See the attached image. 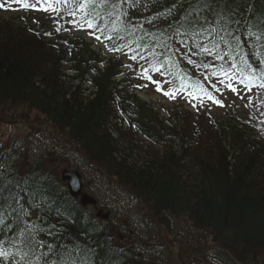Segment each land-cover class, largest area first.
Here are the masks:
<instances>
[{
  "label": "trees",
  "instance_id": "obj_1",
  "mask_svg": "<svg viewBox=\"0 0 264 264\" xmlns=\"http://www.w3.org/2000/svg\"><path fill=\"white\" fill-rule=\"evenodd\" d=\"M191 2L195 4L196 0ZM111 3H119V7L90 5L81 11L84 19L92 23L88 27L92 33L100 38L104 34L109 36L108 51L118 49L109 52H118L125 45L133 47L131 54L157 58L174 78L184 79L186 83L195 70L208 69L203 64L211 65L213 61L211 55L199 51V46L211 48L212 43H219V48L212 53L216 57L219 52L225 58L218 59L212 69L220 68L225 74L228 65L235 63L234 69L240 75L260 84L262 120L246 122L230 112L220 120L213 119L212 144L218 151L207 150L203 157L196 153L187 164L186 158L200 146L195 142V148L186 151L183 143L187 140L178 143L179 134L188 140L193 134L186 130L180 108L175 109L174 126L168 130L153 108L128 94L127 84L119 90L114 81L119 75V65L101 61L79 39L70 42L75 52L70 55L67 70L77 81H82L91 69L97 72L90 77L96 91L90 93L94 96L92 99L90 95L84 96L78 86L69 92L73 77L58 71V60L53 59L49 68L48 64L43 65L48 59L42 58L41 53L45 54L47 45L51 44L36 34L20 35L21 39L20 36L13 38L16 34H8L10 41L18 46L13 48L15 52H0V101L35 108L64 134L67 143L61 147L81 158L82 167L94 165L91 170L99 180L116 179L141 204L149 205L154 215L183 216L193 230L208 233L223 250L242 262L254 263L264 253V64L260 63L264 59V37L256 39L264 30L261 23L264 0H213V8L224 19L204 9L207 31L199 25L191 28L183 19L191 11L189 0H111ZM248 4L252 12L245 16ZM224 27L240 37L242 51H233L219 41L221 35L231 39ZM212 28L217 31L212 32ZM249 32L254 35L249 36ZM25 39L32 41L27 45ZM170 46L180 60L172 58ZM189 58L194 63L189 64ZM183 62L188 65L183 67ZM97 64H105L103 73L98 72ZM111 106L153 146L164 145L165 156L161 161L147 159L145 155L136 157V150L124 144L121 148L115 145L107 127L109 117L113 119ZM179 125L180 132L176 129ZM74 147L78 149L72 150ZM175 147L178 149L174 151ZM11 153L4 152L0 145V186L13 195L18 194V210L22 207L29 213L24 219L35 220L37 226L46 229L55 226V237L41 234L39 239L65 246L58 249L62 254L65 248L71 250L75 264H139V258L134 255L137 251L115 245L108 222H98L72 200L54 172L42 169L41 164L29 172H20L16 165L8 166ZM4 195L8 196L9 192L5 191ZM127 198L126 194L122 196L123 200ZM33 212L35 216L31 215ZM4 247L9 252L6 264H12L16 250L7 243Z\"/></svg>",
  "mask_w": 264,
  "mask_h": 264
},
{
  "label": "rangeland",
  "instance_id": "obj_2",
  "mask_svg": "<svg viewBox=\"0 0 264 264\" xmlns=\"http://www.w3.org/2000/svg\"><path fill=\"white\" fill-rule=\"evenodd\" d=\"M21 2L35 5V7L21 8ZM0 4H4V7L0 8V52L3 53L5 51L12 52L13 48L18 46L14 41H10L8 34H16L13 38L22 35V33L31 37L30 30H34L35 23H38L39 32L47 36L44 39L46 44L47 42L52 45L57 43L59 46H61L59 43L61 37L68 38V35L71 34L77 37L78 28H82L80 25L83 22L80 16L76 17L68 12L65 17H60L64 7L56 0H0ZM66 32H68L67 35ZM30 41L32 40L25 39L24 43L28 45ZM90 43H94V41L90 40ZM95 44L101 45L102 43L96 39ZM52 45H47L45 54L41 53L42 58L47 56L48 59L47 61L45 58L46 61L43 62V65L48 64L49 68L53 65V61L58 60V66L61 67L64 65L62 61L66 59V52L54 47L55 45L52 47ZM210 55L213 61L208 69L212 70V66H217L218 59L214 57L213 53ZM122 59L125 64H129L124 56ZM129 59L132 60V57L130 56ZM133 69L137 71L135 76L132 74L137 79V85L141 84V89L135 93L143 91L148 97L147 105L154 109V113L161 120L168 119L169 122H172L169 119L170 112L177 107L182 108L185 115L184 126L186 128L187 125V131H193L189 137L191 149L195 148V142L200 146L192 155L197 153L198 155L202 154L203 157L207 150L216 149L218 151L217 147L212 144L214 132L210 119L220 120L227 111L235 113L246 122H257L261 119L260 88L254 85L242 86L235 83L231 79L232 75L225 76L224 74L222 76L220 72L212 78L213 82H208L205 79V73L194 72V75L196 74L202 83L205 81L209 85V92L203 96H196L187 91L169 90L164 82V77L153 65L145 68L144 64L140 62L133 65ZM58 71H61L60 68ZM157 88L160 91H157ZM166 92L170 95H164ZM209 96L212 99H209ZM111 116L117 118V114L114 112ZM109 122L110 128H120L119 132L125 146L128 149L136 150L138 157L143 158L145 155L147 159L157 161L164 158V145H161L159 149L151 143H145L143 139L135 137L131 128L124 127L122 129L119 127L121 123H117L118 121L116 122L110 117ZM56 129L47 118L30 106L12 105L3 100L0 101V143H3L5 147H9L15 140H22L25 143V149L19 150V162L22 169L29 165V160L33 157L36 160L40 154L44 153L46 161L43 164L46 170L54 172L58 177L62 170H79V163L71 152L63 149L57 157L50 153L55 143L64 141L61 131ZM115 145L121 148L117 144ZM225 148L228 149L226 145ZM43 149L45 152H42ZM212 157L217 158V156ZM83 158V162L86 163V156ZM187 160V164H190V158ZM81 170L86 176L85 187L88 184V189L98 199L103 214H108L107 220L109 221L106 225L115 245L125 246L130 252L135 249L137 252L134 255L138 257L137 253H141L139 259L144 264H219L207 253L211 249L219 252L220 247L212 241L208 233L190 229L185 217H174L168 213L156 216L150 211L149 205L141 204L131 194L128 200H123L122 196L126 194V191L119 188L116 179L101 182L92 171ZM95 212V208L90 211L92 217ZM155 245L158 248L153 247ZM222 254L226 255L224 252ZM227 261L229 264L239 262L235 256L231 255H228ZM254 264H264V253L256 259Z\"/></svg>",
  "mask_w": 264,
  "mask_h": 264
},
{
  "label": "snow or ice",
  "instance_id": "obj_3",
  "mask_svg": "<svg viewBox=\"0 0 264 264\" xmlns=\"http://www.w3.org/2000/svg\"><path fill=\"white\" fill-rule=\"evenodd\" d=\"M109 4L113 9L119 7V3H111V0H81L79 7L84 9L90 5L100 7L109 6ZM3 7L4 4H0V8ZM20 7L27 9L29 7H35V5L21 2ZM175 7L176 6L173 5V8ZM189 7L191 8V11L187 12L183 19L188 22L189 27L191 28L199 25L201 29L207 31V28H205L204 25L208 23V20L206 16L202 15L204 9H209L214 15H219L220 19H224L223 15L217 13L213 8V0H196L195 4L189 0ZM171 11L172 9H169V12ZM193 13H196V15H193ZM261 23H264V21ZM88 27H92V23L90 21L88 22ZM223 30L231 39H225V36L221 35L219 36V41L233 51H242L240 37L234 36L233 33L229 32L226 27H224ZM211 31L216 32L217 29L212 28ZM248 35L253 36L254 33L249 32ZM262 37H264V30H261V34L256 37L257 41H259ZM95 38L97 40L100 39L99 36ZM218 48L219 43H212L211 48L202 44L199 46V51L210 55L214 49ZM113 50L118 49H109V51ZM224 58V56L217 52L216 59ZM229 58L235 59L234 56H230ZM132 59H135V57H132ZM240 59L242 62L247 63L243 56H240ZM188 63L192 64L194 61L189 58ZM260 63L264 64V59H262ZM203 67L208 68L209 64H203ZM231 67L235 68L237 65L233 63ZM249 67H251V65H249ZM212 75H216V73L213 72ZM157 91H160V89L157 88ZM164 95H170V93L166 92ZM209 99H212V97L209 96ZM215 102L220 103L219 101ZM5 191L9 192L8 196L4 195ZM19 204L20 201L18 199V194L13 195L10 190L0 186V237H3L0 238V264H6L7 258L9 257V252L4 247L6 243L16 250L13 254L12 264H75V259L72 257L71 250L65 248V252L62 254L58 251V249L64 248L65 246L54 245L44 239L38 238L41 234L55 237V226L50 225L49 228L46 229L44 227L37 226L35 220L24 219L29 216V213L24 211L22 207L18 210L17 206H19ZM34 207L39 206L34 205ZM31 215L35 216L36 213L33 212ZM37 219L40 218L37 217ZM8 233H11V235L9 236ZM40 249L46 250L40 251ZM16 257H19V259H16Z\"/></svg>",
  "mask_w": 264,
  "mask_h": 264
},
{
  "label": "water",
  "instance_id": "obj_4",
  "mask_svg": "<svg viewBox=\"0 0 264 264\" xmlns=\"http://www.w3.org/2000/svg\"><path fill=\"white\" fill-rule=\"evenodd\" d=\"M139 97L142 99L140 95ZM61 180L63 182H66V186L69 190V195L73 199L78 198L81 206H86V205L95 206L96 202L94 201V199H92L87 194L81 192L82 186L80 184V175L78 173L64 171L61 174ZM97 216L103 219L106 218V216H100V213H98Z\"/></svg>",
  "mask_w": 264,
  "mask_h": 264
}]
</instances>
